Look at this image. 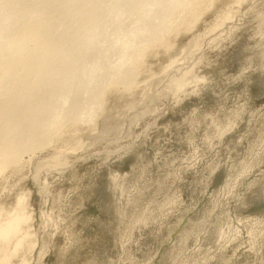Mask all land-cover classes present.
Masks as SVG:
<instances>
[{"label":"rangeland","instance_id":"1","mask_svg":"<svg viewBox=\"0 0 264 264\" xmlns=\"http://www.w3.org/2000/svg\"><path fill=\"white\" fill-rule=\"evenodd\" d=\"M167 35L135 97L111 85L92 122L0 169V220L25 218L10 264H264V0Z\"/></svg>","mask_w":264,"mask_h":264},{"label":"bare ground","instance_id":"2","mask_svg":"<svg viewBox=\"0 0 264 264\" xmlns=\"http://www.w3.org/2000/svg\"><path fill=\"white\" fill-rule=\"evenodd\" d=\"M211 1L0 0V169L67 124L92 122L111 85L135 97L147 48ZM10 216L0 220L3 264L25 219Z\"/></svg>","mask_w":264,"mask_h":264}]
</instances>
